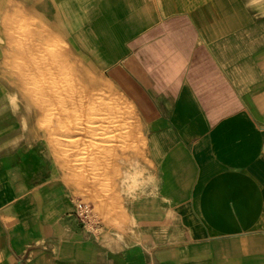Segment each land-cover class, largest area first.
Returning a JSON list of instances; mask_svg holds the SVG:
<instances>
[{"label":"crops","instance_id":"obj_1","mask_svg":"<svg viewBox=\"0 0 264 264\" xmlns=\"http://www.w3.org/2000/svg\"><path fill=\"white\" fill-rule=\"evenodd\" d=\"M7 24L131 98L145 168L88 228L0 80V264H264V0H0Z\"/></svg>","mask_w":264,"mask_h":264},{"label":"rangeland","instance_id":"obj_2","mask_svg":"<svg viewBox=\"0 0 264 264\" xmlns=\"http://www.w3.org/2000/svg\"><path fill=\"white\" fill-rule=\"evenodd\" d=\"M3 27L4 30L5 28H8L6 29L7 31L12 29L14 32L16 31L19 34L22 33L23 36L25 32H27L26 35H29L30 38L25 41L18 40V42L10 39L0 40V80L3 84L8 86L11 96L21 105L22 112L28 122L34 147L38 148L46 157L51 170L68 186L73 198L81 199L91 204L94 221L97 225L100 226L102 223H108L105 216H117L121 213L123 195L132 193L137 189L145 168L143 156V145L145 142L143 121L140 117L137 105L134 104L131 98L120 88L112 84L106 75L79 51L73 41L56 38H48L43 41L40 37L48 34L42 32L37 25L17 24L10 26L7 24L3 25ZM6 34L8 35V33ZM31 37L35 39L32 40V42L36 41L33 43L36 45V47L34 45L33 50L36 61L39 60L37 63L41 65L48 64L54 70L57 68L62 69L58 74L57 72H51L54 77H51V75L49 76L48 85L50 86L48 89L53 91L57 89L61 90L62 88L65 90H62L64 93L66 92L65 94H70L71 91L74 93L77 89L79 92V89H82L86 94L88 93L87 95H95V97L99 95L100 97L107 96V99L111 97L122 99L125 103L123 105H126L123 109L125 111V114L123 113L125 117L124 121H126L124 123L126 124L123 123L124 127L122 130L125 131L127 136H124L125 133L123 132L122 135L120 132L119 135H117L120 129L115 123H112L113 125H111V130L108 134H103L99 124L101 123V119L103 121V118L108 115L106 111H98L95 115L98 117V120L96 119L97 123L94 122L97 128L95 131L93 129V133H90L88 130L90 129V120L87 117L86 120L83 114L82 116L80 113V117L76 115V118L70 116V119L64 121L59 118L57 113L59 111L57 103L47 104L48 110L45 106L46 104H44L45 107L41 106L43 104L42 99H40L41 97L38 93H35L36 91L32 88L30 82H26L25 77H23L28 67H31L33 64L32 60L35 58L33 57L34 59H32L30 56H22L20 54L21 47L19 48V46H25L24 43L30 42ZM42 42L47 43L43 44ZM43 45L47 48L44 49L45 47H43ZM55 47H57V49ZM39 48L44 49V51H42L43 53L41 50L37 52ZM47 51L50 52L49 55L52 54V56H49ZM60 52L63 54L62 57L56 56V54ZM36 54L39 58H37ZM42 54L43 56L47 54V58H44ZM29 72H27L28 75ZM62 78L66 80V82L61 80ZM38 80L44 85L47 84V81L45 82L42 77H39ZM54 80L57 81L55 82ZM67 80L69 82L71 80L74 82L71 81L69 83ZM56 84L60 86L64 85V87H53ZM78 84L84 88H79ZM73 85L76 86L74 87ZM70 87L73 89H70ZM28 93L31 94V97L27 95ZM32 96L35 101H33ZM31 100L37 104H33ZM79 120L81 122L80 126L83 125L85 129L82 126L80 130H78L71 125L72 122ZM67 122L70 126L67 125ZM104 123L107 124L103 121L102 124ZM128 130L130 133H128ZM100 131L102 132L101 135L98 134ZM112 133H114L113 136ZM105 136H107L108 139H105ZM97 157L98 159L101 158V164L99 162H97L98 164L94 163V158ZM106 160L108 162L112 161L110 162L112 167H110V163L108 165L103 163Z\"/></svg>","mask_w":264,"mask_h":264},{"label":"bare ground","instance_id":"obj_3","mask_svg":"<svg viewBox=\"0 0 264 264\" xmlns=\"http://www.w3.org/2000/svg\"><path fill=\"white\" fill-rule=\"evenodd\" d=\"M6 29V28H5ZM8 29V28H7ZM4 32H6L5 30H4ZM19 34V33H18ZM5 35H6V33H5ZM8 35L10 36V38H8V39H10V40H12V41H17L18 42V40H24L25 41V38L23 37V35L22 36H18V35H16L17 36V38L15 37V35L13 34V32L11 31V30H9L8 31ZM8 37V36H7ZM41 39H43V41H44V37H40ZM30 39V38H29ZM32 40H35L34 38L32 39ZM32 40L29 42H27V43H24L25 44V46H19V48H20V54L22 55V56H25V57H32V59H34L35 57H34V55H35V53H34V50H33V48H34V45L35 44H33L34 42H36V41H34V42H32ZM23 41V42H24ZM43 44L45 43V42H42ZM47 43V42H46ZM45 43V44H46ZM21 44V43H20ZM15 45H16V43H15ZM18 45H19V43H18ZM37 45H38V42H37ZM40 46H41V43H40ZM35 47H36V45H35ZM43 47H45L44 45H43ZM50 47V46H49ZM53 47V46H52ZM19 48H18V50H19ZM47 47H45L44 49H46ZM56 49H57V47H55ZM35 49H37V48H35ZM44 49H40L39 48V51H37V52H40V50H41V52L42 51H44ZM55 51V50H54ZM43 53V52H42ZM47 53H48V55H49V53L50 52H48L47 51ZM39 54V53H38ZM37 55V54H36ZM45 55V54H44ZM62 53L60 52L59 54H56V56H60V57H62ZM16 56V55H15ZM40 56V55H39ZM42 56H43V54H42ZM49 56H52V54L51 55H49ZM66 56V55H65ZM34 57V58H33ZM44 58H47V54L45 55V56H43ZM37 58H39L38 57V55H37ZM55 59V58H54ZM37 61H39V60H37ZM37 61H36V58L34 59V60H32V65H31V67H28V70H27V72H31V74H30V72H29V75H28V73L26 72L25 74H24V76L23 77H25V80H26V82H30V84L32 85V88H34L35 89V93H38L39 94V96L41 97L40 99H42V105L41 106H43V107H47V110H48V106H47V104H54V103H57L58 105L57 106H59L58 107V109H59V111L57 112L58 113V115H59V118L60 119H63L64 121L66 120V119H70L71 117L72 118H76V115H79V117L83 114L84 116H85V118L87 117L89 120H90V129H88L89 130V132L90 133H93V129H94V131H95V129L97 128V125H96V123H97V121H96V119L98 120V117H96L95 115L98 113V111H106V113L108 114L107 116H105V118H103V121H105L107 124H102V119H101V123L99 124V127H100V130L101 131H103V134H108L109 132H110V127H111V125H113L114 123H115V125H117V127L120 129V131H118V129H117V135H119V132H120V134L122 135V132L123 133H125V131H123L122 129H123V127H124V125H123V123L124 122H126V121H124V119H125V117H124V107L126 106V105H123V104H125L124 103V101H122V99H120V98H113V97H111V98H109V99H107V96L105 97V96H101L100 97V95L99 96H96L95 97V95L94 96H92V95H87L86 94V92L84 91V90H82V89H79V92L76 90V89H74V90H76L74 93L71 91V93H73V94H65L62 90H64V89H62L61 87H64V85H62V86H60V85H54L53 87H58V88H61V90H53V91H50L49 89H48V87L50 86V85H48V79H49V76L51 75V77L53 76L52 74L53 73H51L52 71L53 72H57V74L59 73V72H61V70L62 69H60V68H57L56 70H54V69H52L51 68V66H49L48 64H45V65H41V64H39V63H37ZM51 61V60H50ZM59 61V60H58ZM57 62V61H56ZM53 64V63H52ZM57 64V63H56ZM59 66V65H58ZM61 66V65H60ZM55 68V67H54ZM65 68V67H64ZM71 68V67H70ZM60 69V70H59ZM68 69V68H67ZM26 71V70H25ZM70 71V70H69ZM68 72V71H67ZM74 72V71H73ZM56 74V73H55ZM71 74V73H70ZM65 75V74H64ZM71 76V75H70ZM43 78L44 79V81L47 83L46 85H44L42 82L40 83L39 82V80H38V78ZM54 77V76H53ZM18 78V77H17ZM61 78V77H60ZM67 78V77H66ZM69 78V77H68ZM19 79V78H18ZM23 79V78H22ZM70 79V78H69ZM24 80V81H25ZM61 80H64L63 78L61 79ZM74 80V79H73ZM78 80V79H77ZM19 81V80H18ZM55 82L57 81V80H54ZM65 82H66V80H64ZM72 81V80H71ZM70 81V82H71ZM79 81V80H78ZM67 82H69L68 80H67ZM69 82V83H70ZM72 82H74V81H72ZM21 83V82H20ZM64 83V82H63ZM52 84V83H51ZM76 84V83H75ZM79 85V84H78ZM77 85V86H78ZM26 86V85H25ZM66 86V85H65ZM71 86V85H70ZM74 87L76 86V85H73ZM27 87V86H26ZM52 87V88H53ZM23 88V87H22ZM28 88V87H27ZM31 88V89H32ZM37 88V89H36ZM39 88V89H38ZM72 87H70V89H71ZM79 88H84V87H81L80 85H79ZM85 88H87V87H85ZM28 89H30V88H28ZM73 89V88H72ZM29 91V90H28ZM27 91V92H28ZM31 91V90H30ZM65 91V90H64ZM91 91V90H90ZM25 92V91H24ZM79 93V94H78ZM102 94V93H101ZM27 95H30V97H31V94H27ZM29 99V98H28ZM31 99V98H30ZM32 99H33V96H32ZM37 99V98H36ZM38 100V99H37ZM32 101V100H31ZM33 101H35L34 99H33ZM32 101V102H33ZM41 102H40V104H41ZM33 104H35L34 102H33ZM37 104V103H36ZM35 104V105H36ZM44 104H46L45 106H44ZM55 109V108H54ZM57 109V108H56ZM46 110V111H47ZM128 110V109H127ZM44 112H45V109H44ZM46 113V112H45ZM50 113V112H49ZM80 113H81V115H80ZM105 113V114H106ZM124 113V114H123ZM82 115V116H83ZM104 115V114H103ZM71 116V117H70ZM74 116V117H73ZM87 118H86V120H87ZM80 119V118H79ZM84 120V119H83ZM72 121V120H71ZM94 122H96V123H94ZM65 123V122H64ZM70 123V122H69ZM113 123V124H112ZM66 124V123H65ZM80 124H81V122H80V120L79 121H74V122H72L71 123V125L73 126V128H75V129H78V130H80V127H82V126H80ZM109 124V125H108ZM124 124H126V123H124ZM67 125H69L68 124V122H67ZM103 125H104V129H103ZM65 126V125H64ZM70 126V125H69ZM68 127V126H67ZM84 127V126H83ZM112 127H114V126H112ZM115 128V127H114ZM132 128V127H131ZM74 129V130H75ZM84 129H85V127H84ZM87 130V129H86ZM87 130V131H88ZM84 131V130H83ZM99 132L98 134L99 135H101L102 134V132ZM127 131V130H126ZM129 131V130H128ZM65 132V131H64ZM70 132V131H69ZM75 132V131H74ZM80 133V132H79ZM95 133H97V132H95ZM128 133H130V131L128 132ZM76 134V133H75ZM74 134V135H75ZM80 135V134H79ZM114 135V133H112V136ZM129 135V134H128ZM124 136H127V134L125 133V135ZM130 136V135H129ZM95 137V136H94ZM127 138V137H126ZM105 139H108L107 138V136H105ZM82 141V140H81ZM76 142V141H75ZM74 142V143H75ZM80 142V141H79ZM77 143V142H76ZM94 145V144H93ZM91 147V146H90ZM90 149V148H89ZM89 151V150H88ZM94 154V153H93ZM93 157V156H92ZM96 159H98V157L97 158H94V160H95V162L94 163H96V164H98L97 162H99L100 164L102 163L100 160H101V158H99L98 160H96ZM93 160V159H92ZM93 160V161H94ZM110 162H112V161H105V162H103L104 164H109ZM86 163V162H85ZM111 164V163H110ZM91 166V165H90ZM110 167H112V164H111V166ZM109 169H111V168H109ZM108 169V170H109ZM96 192V191H95ZM94 192V193H95Z\"/></svg>","mask_w":264,"mask_h":264},{"label":"built area","instance_id":"obj_4","mask_svg":"<svg viewBox=\"0 0 264 264\" xmlns=\"http://www.w3.org/2000/svg\"><path fill=\"white\" fill-rule=\"evenodd\" d=\"M74 213L88 228H97L98 225L94 221L92 206L90 203L81 199H74Z\"/></svg>","mask_w":264,"mask_h":264}]
</instances>
